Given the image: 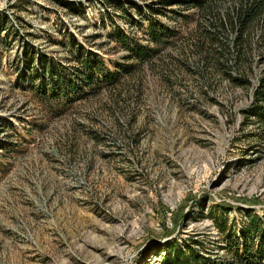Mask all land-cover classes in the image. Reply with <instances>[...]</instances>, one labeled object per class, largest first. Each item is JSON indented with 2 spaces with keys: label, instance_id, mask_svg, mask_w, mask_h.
Listing matches in <instances>:
<instances>
[{
  "label": "rangeland",
  "instance_id": "rangeland-1",
  "mask_svg": "<svg viewBox=\"0 0 264 264\" xmlns=\"http://www.w3.org/2000/svg\"><path fill=\"white\" fill-rule=\"evenodd\" d=\"M194 1L0 0V264H163L169 240L219 262L217 221L264 212V144L243 117L264 25L231 47L218 18L235 0ZM149 20L177 35L115 85L58 114L32 94L37 55L76 71L67 33L114 70L131 62L115 32L146 43Z\"/></svg>",
  "mask_w": 264,
  "mask_h": 264
},
{
  "label": "trees",
  "instance_id": "trees-1",
  "mask_svg": "<svg viewBox=\"0 0 264 264\" xmlns=\"http://www.w3.org/2000/svg\"><path fill=\"white\" fill-rule=\"evenodd\" d=\"M195 6L211 10L201 0L193 2ZM254 24L264 25V0H235L229 10L218 18V26L227 36L231 34V47L237 46L250 33ZM148 42L141 43L136 36L130 37L121 30L115 32L116 43L126 51L129 63L117 64L116 69L109 70L104 60L95 52L86 50L71 33H67L68 44L75 51L76 71L63 70L59 65L47 61L31 50L25 51L20 75L25 78V70L30 67L36 56L38 72L33 78L31 91L39 102L53 114L65 111L70 105L88 96L97 95L102 89L115 85L121 74L128 75L137 63L148 61L156 55L177 35V31L160 21L149 20L146 26ZM33 53L35 55H33ZM133 60V62H132ZM233 83L250 86L251 81L245 77H232ZM244 124L255 128L253 136L257 142L264 144V74L252 87V98L243 111ZM223 214L231 207L218 204ZM244 220L238 227H230L227 221H217L218 230L223 234L221 249L224 254L219 262H209L205 256L197 253L189 243L183 246L174 240L165 245H158V252H164L163 264H264V212L256 213L251 208H241ZM216 220V218H214Z\"/></svg>",
  "mask_w": 264,
  "mask_h": 264
}]
</instances>
